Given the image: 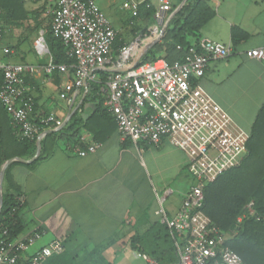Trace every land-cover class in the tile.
Listing matches in <instances>:
<instances>
[{"label": "crops", "instance_id": "0c3cea01", "mask_svg": "<svg viewBox=\"0 0 264 264\" xmlns=\"http://www.w3.org/2000/svg\"><path fill=\"white\" fill-rule=\"evenodd\" d=\"M187 1L171 0V6L175 5V9ZM120 2L97 0L114 28L122 32L127 29L129 14L120 8ZM207 2L214 15L201 29L199 38L220 41L231 53L226 58L210 60L198 83L249 132L264 104V62L247 57L245 51L264 46V0ZM170 13L167 15L166 12L159 19L154 16L152 37ZM233 28L238 29L235 36ZM6 33L3 39H6ZM20 35L13 43L7 41L1 48L15 44ZM137 37L140 36L135 35L133 39ZM45 47V53L40 54L35 45L28 50L20 45L18 51H13V57L5 55L9 58H4L0 53V61L33 67L34 71L29 74L36 82L25 87L29 95L37 99L38 110L62 119L63 126L73 114H80L83 123L78 129L79 136L88 138L94 133L84 126V122L90 119L99 145L93 152L80 156L71 148L76 144L61 139L50 156L33 168L26 165L12 168V176L21 189L19 216L23 230L18 236L34 230L40 232L34 245L20 254V261L57 239L63 243L64 249L59 254L66 262L112 264L115 255L126 248L146 262L138 254L149 256L134 247L149 246L162 240L163 215L170 218L178 211L183 194L194 183L187 170V159L181 150L166 140L152 145L123 139L113 124L109 125L101 117H92L93 104L85 99L83 87L73 86L68 69L60 70L54 78L49 75L51 72L44 70V65L39 64L38 59L48 53L46 44ZM34 155L35 151L32 156L22 158L26 160L22 163L32 162L38 156L31 160ZM184 179L186 184L182 183ZM176 191L181 194L179 203L171 201L166 205ZM59 254L48 257L42 264H63L61 257H57Z\"/></svg>", "mask_w": 264, "mask_h": 264}, {"label": "built area", "instance_id": "2783aa9c", "mask_svg": "<svg viewBox=\"0 0 264 264\" xmlns=\"http://www.w3.org/2000/svg\"><path fill=\"white\" fill-rule=\"evenodd\" d=\"M142 3L156 7L157 19L162 17L158 12L166 13L171 7V0H121L120 8L135 15ZM51 14L53 34L62 40L67 55L74 59L75 88L83 87L86 93L87 82L96 79V70L113 72L101 87V95L120 137L152 145L166 140L187 159V170L194 183L183 194L178 211L170 218L162 217L177 254V260L170 264H248L226 246L227 234L200 208L204 186L239 165L248 151L249 132L198 83L207 63L226 58L230 48L220 41L199 38L185 48L183 61L168 63L159 57L128 68L143 39L137 37L124 43L114 58L112 45L117 30L97 0H58ZM5 32L0 26V41ZM35 47L40 54L45 53L42 36L36 39ZM1 52L13 54L6 46ZM245 55L264 62V46L248 49ZM52 69L49 61L44 70ZM66 69V65L59 66L61 71ZM31 71L34 68L26 64L0 61V102L18 134L37 141L44 131L62 127L63 121L49 113L40 116L39 124L34 122L33 104L25 95L23 80L24 74ZM80 143L84 146L71 147L80 156L93 152L99 145L86 135L80 136ZM252 206V201L246 205L249 212L253 211ZM242 218L243 215L237 220ZM7 235L8 230L0 227V263L42 264L64 249L63 243L55 239L20 261V254L34 245L40 232L34 230L13 239ZM138 256L147 264H157L145 255Z\"/></svg>", "mask_w": 264, "mask_h": 264}, {"label": "trees", "instance_id": "16d2710c", "mask_svg": "<svg viewBox=\"0 0 264 264\" xmlns=\"http://www.w3.org/2000/svg\"><path fill=\"white\" fill-rule=\"evenodd\" d=\"M58 0H0V26L7 30L21 29V35L15 44L9 45L15 51L25 41L30 44L33 37H38L42 31V37L47 46L48 53L39 58V64L46 66L49 57L53 69L49 74L58 77L60 65L67 66V72L73 81L74 59L66 53V46L62 40L53 34L51 28L52 10ZM31 5L33 7H31ZM170 7L167 15L174 9ZM156 7H146L140 4L135 15L128 13L126 31H117L112 45V55L115 58L119 48L128 43L135 35L146 38L152 35L151 26L155 24ZM214 10L207 0H188L168 21L165 31L159 41L151 46L140 58L137 65L153 61L159 57L168 63L183 61L186 55L185 48L200 37V31L204 25L213 17ZM238 29L233 28L235 36ZM5 32V33H6ZM126 34L133 35L131 39ZM5 36V34H4ZM180 45V49L177 46ZM96 79L87 82L85 99L92 102L94 112L92 117H101L116 127L113 116L103 106L101 87L108 77L113 74L108 70H96ZM24 84L33 85L35 79L29 73L23 76ZM2 75L0 73V86ZM25 95L32 101V116L34 122L39 124L40 116L49 113L39 111L37 99L31 97L28 91ZM83 123L80 114H73L68 122L57 131L48 132L40 140V152L30 163L24 164L19 161L11 162L4 170L2 179V205L0 208V227L8 230V239L16 238L23 230V222L19 216L22 207L20 202L21 189L12 176V168L15 165H26L33 168L38 162L50 156L58 141L65 139L67 142L81 145L79 126ZM94 134L91 139L99 141L97 132L92 129V121L84 122ZM247 154L241 163L220 174L213 182L206 184L203 188V199L200 208L211 219L220 231L227 234L226 246L237 252L248 264H264V104L258 111L256 118L249 130L247 143ZM36 149V140L23 137L18 134L11 118L0 102V170L3 163L13 157L28 158ZM253 202V211L249 212L246 205ZM239 222L237 218L242 216ZM137 246V245H133ZM139 248L146 253L157 264H170L177 260L174 241L166 225H164V236L159 243L149 246L142 245ZM63 255L59 254L63 264H74L66 262ZM67 258V257H66Z\"/></svg>", "mask_w": 264, "mask_h": 264}, {"label": "rangeland", "instance_id": "374dc122", "mask_svg": "<svg viewBox=\"0 0 264 264\" xmlns=\"http://www.w3.org/2000/svg\"><path fill=\"white\" fill-rule=\"evenodd\" d=\"M123 32V31H122ZM19 33H21V29H14V30H12V31H10V32H8V33H6V39H3V40H1L0 41V51H1V46L3 45V44H5L7 41L8 42H11V43H13L15 40H16V38L18 37V35H19ZM126 36V38L129 40V39H131V37L133 36H131V35H129V34H126L125 35ZM153 35H151V36H148V37H146V38H144V42L146 43L147 41H148V39H151V37H152ZM38 37H33V39L30 41V44L28 43V42H24V43H22L21 44V46H22V48L23 49H30V46H34L35 45V41H36V39H37ZM145 43H141V45L139 46V48H138V50L141 48V46H143ZM14 52H15V50H14V48H11ZM36 50V49H35ZM137 50V51H138ZM0 53H2V52H0ZM27 53H30L29 51L27 52ZM34 53V51H31V54L32 55H34L33 54ZM36 53H37V51H36ZM13 54H11L10 56H12ZM32 55H30V56H32ZM37 55L39 56V57H41L40 56V54L39 53H37ZM36 56V55H35ZM4 58H9V57H7V56H3ZM13 57V56H12ZM43 57V56H42ZM186 182V179H184V180H182V183H185ZM186 184V183H185ZM180 198H181V194L178 192V191H176L175 193H174V195L167 201V203H166V205L169 203V202H171V201H174V203L175 204H178L179 203V201H180ZM165 205V206H166ZM111 263L112 264H146V262L142 259V258H138L137 257V253H135V252H133V250L132 249H130V248H126L125 250H122L121 252H118L116 255H115V258L111 261Z\"/></svg>", "mask_w": 264, "mask_h": 264}, {"label": "water", "instance_id": "95a60500", "mask_svg": "<svg viewBox=\"0 0 264 264\" xmlns=\"http://www.w3.org/2000/svg\"><path fill=\"white\" fill-rule=\"evenodd\" d=\"M182 4L181 5H178L173 11L172 13H170V15L168 16V18L166 19V21L163 23H161V28L160 30L158 31V33L152 37L149 41H147L137 52L136 54L134 55L131 63L129 64L128 68L130 67H134L137 65L138 61L140 60V58L148 51V49L153 46L157 41H159L165 31V28L168 24V21L170 20V18L181 8ZM158 14L160 15H164L165 13L164 12H158ZM160 23V22H159ZM43 38V37H42ZM88 106H90V104H87ZM65 124V123H64ZM52 130H57V129H49V130H46L44 131L39 139L36 141V150H35V155L34 157H32L31 160H33V158H35L38 154H39V151H40V139L45 136L48 132H51ZM13 161H26L20 157H13V158H9L7 159L3 165H2V168L0 170V208H1V205H2V189H1V183H2V178H3V175H4V170L6 169V167ZM29 161V160H28Z\"/></svg>", "mask_w": 264, "mask_h": 264}]
</instances>
